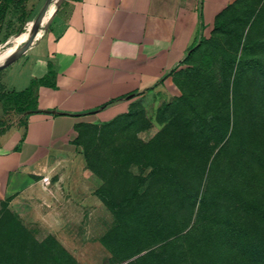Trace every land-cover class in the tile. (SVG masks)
I'll return each instance as SVG.
<instances>
[{
  "label": "rangeland",
  "instance_id": "rangeland-1",
  "mask_svg": "<svg viewBox=\"0 0 264 264\" xmlns=\"http://www.w3.org/2000/svg\"><path fill=\"white\" fill-rule=\"evenodd\" d=\"M46 1L0 0V52L25 44L13 48ZM51 19L0 68L1 126L50 72ZM214 21L166 83L79 123L72 150L3 203L0 264H46L31 241L64 264H264V0L232 1Z\"/></svg>",
  "mask_w": 264,
  "mask_h": 264
},
{
  "label": "crops",
  "instance_id": "crops-1",
  "mask_svg": "<svg viewBox=\"0 0 264 264\" xmlns=\"http://www.w3.org/2000/svg\"><path fill=\"white\" fill-rule=\"evenodd\" d=\"M232 1L62 0L40 44L50 72L34 84L16 122L0 125V210L51 155L72 150L79 123L108 121L137 95L166 83ZM3 110L0 103V118Z\"/></svg>",
  "mask_w": 264,
  "mask_h": 264
},
{
  "label": "bare ground",
  "instance_id": "bare-ground-1",
  "mask_svg": "<svg viewBox=\"0 0 264 264\" xmlns=\"http://www.w3.org/2000/svg\"><path fill=\"white\" fill-rule=\"evenodd\" d=\"M60 2H61V0H48V2L45 5V8L41 12H39V14H37L36 17L34 18L35 23L39 22V24H38L39 27H38L34 37L31 38L30 31H31L32 26L35 25V23L29 27L27 32H25L24 34L20 35L17 38V43L15 44V47H13V48L20 47L23 43H25L24 45H22L21 48H19L15 52H13V50H15V49L8 50V51L3 50V52H0V57L4 56V58H5L8 55L11 56L10 58H8V60H6L5 62L0 64V68L5 67L9 63L13 62L29 45H31V43L39 35V33L40 32L42 33L44 31L47 23L49 22V20L53 16V14L56 11V8L58 7ZM9 49H12V48H9Z\"/></svg>",
  "mask_w": 264,
  "mask_h": 264
},
{
  "label": "trees",
  "instance_id": "trees-1",
  "mask_svg": "<svg viewBox=\"0 0 264 264\" xmlns=\"http://www.w3.org/2000/svg\"><path fill=\"white\" fill-rule=\"evenodd\" d=\"M235 1V0H234ZM230 4V3H229ZM228 4V5H229ZM227 6V5H226ZM226 6H224V7H226ZM223 7V8H224ZM222 8V9H223ZM222 9L220 10V12L216 15V17L222 12ZM215 17V18H216ZM215 20V19H214ZM215 22V21H214ZM214 24V23H213ZM214 29V26L211 28V31ZM190 48V46L188 47V49ZM187 49V50H188ZM186 198H188L187 196H186ZM198 202L201 204H203V202L205 203L206 201H205V196L203 197V195L202 194H200L199 195V197H198ZM171 209V208H170ZM182 210V209H181ZM179 212H181V211H179ZM183 217V216H182ZM30 244H31V246L33 247V249L36 251V252H38L39 253V255H40V253L42 254L43 252H44V255L42 254V257L45 259V261H46V264H64V262H63V259L62 258H59V254H57V253H55V252H53V253H50V254H48V253H46L45 252V249L47 248V247H51V246H49V244L46 242V241H41V242H37V241H31L30 242ZM56 244H58V243H56L55 242V247L57 246V250H58V252L59 253H62L63 255H65L67 258H71L69 255H67L66 254V252L64 251V249L62 248V247H60V246H58V245H56ZM39 258H40V256H39ZM72 259V258H71ZM55 262V263H54ZM59 262V263H58Z\"/></svg>",
  "mask_w": 264,
  "mask_h": 264
},
{
  "label": "water",
  "instance_id": "water-1",
  "mask_svg": "<svg viewBox=\"0 0 264 264\" xmlns=\"http://www.w3.org/2000/svg\"><path fill=\"white\" fill-rule=\"evenodd\" d=\"M48 2V0L44 3V5L40 8V10L38 11V13L37 14H39V12H41L44 8H45V5H46V3ZM36 14V15H37Z\"/></svg>",
  "mask_w": 264,
  "mask_h": 264
}]
</instances>
